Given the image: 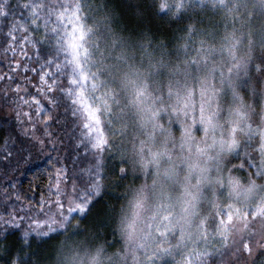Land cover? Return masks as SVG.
<instances>
[{"label": "clouds", "instance_id": "1", "mask_svg": "<svg viewBox=\"0 0 264 264\" xmlns=\"http://www.w3.org/2000/svg\"><path fill=\"white\" fill-rule=\"evenodd\" d=\"M9 21L79 134L38 197L0 186V264H264V0H0Z\"/></svg>", "mask_w": 264, "mask_h": 264}, {"label": "trees", "instance_id": "2", "mask_svg": "<svg viewBox=\"0 0 264 264\" xmlns=\"http://www.w3.org/2000/svg\"><path fill=\"white\" fill-rule=\"evenodd\" d=\"M26 35L10 21L0 23V186L38 197L56 169L69 167V157L77 151L73 137L79 134V126L74 127L77 117L72 115L71 101L61 99L64 94L58 96L55 87L49 90L58 72L46 63L47 44L34 32L29 43ZM7 88L12 95L5 94ZM24 116L33 117L53 138L46 135L51 144L45 153L29 143Z\"/></svg>", "mask_w": 264, "mask_h": 264}, {"label": "rangeland", "instance_id": "3", "mask_svg": "<svg viewBox=\"0 0 264 264\" xmlns=\"http://www.w3.org/2000/svg\"><path fill=\"white\" fill-rule=\"evenodd\" d=\"M5 94L12 95L13 94L12 89L7 88L5 90ZM24 117L25 119L23 121L24 123L23 130L29 135V140H30L29 143L34 144L35 148H37V152L45 153L47 151V147L51 144V142H47V136L45 135V132L42 129V125H40L33 117H29V116H24ZM48 137H50V135H48Z\"/></svg>", "mask_w": 264, "mask_h": 264}]
</instances>
